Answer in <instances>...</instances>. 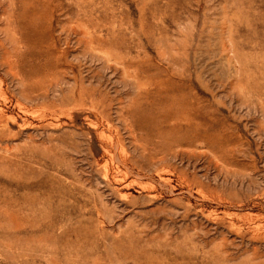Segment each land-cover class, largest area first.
<instances>
[{
  "label": "rangeland",
  "instance_id": "obj_1",
  "mask_svg": "<svg viewBox=\"0 0 264 264\" xmlns=\"http://www.w3.org/2000/svg\"><path fill=\"white\" fill-rule=\"evenodd\" d=\"M0 264H264V0H0Z\"/></svg>",
  "mask_w": 264,
  "mask_h": 264
},
{
  "label": "bare ground",
  "instance_id": "obj_2",
  "mask_svg": "<svg viewBox=\"0 0 264 264\" xmlns=\"http://www.w3.org/2000/svg\"><path fill=\"white\" fill-rule=\"evenodd\" d=\"M155 113V112H154ZM151 118V117H150ZM156 118V117H155ZM165 119V118H164ZM163 120V119H162ZM155 127V126H154ZM153 128V127H152ZM154 129V128H153ZM156 129H157V127H156ZM152 131V130H151ZM160 131V130H159ZM162 131V130H161ZM155 133V132H154ZM152 134V133H151ZM167 134V133H166ZM147 136V135H146ZM116 137V136H115ZM159 137V136H158ZM141 138V137H140ZM152 138V137H151ZM145 139V138H144ZM143 139V140H144ZM147 139V138H146ZM157 139V138H156ZM120 140V139H119ZM178 141V140H177ZM117 142V141H116ZM145 142H146V140H145ZM199 142V141H198ZM174 143V142H173ZM176 143H178V142H176ZM180 143V142H179ZM192 144V143H191ZM179 146H180V144H179ZM143 147V146H142ZM142 147H141V149H142ZM171 147V146H170ZM115 148H117V147H115ZM119 148V147H118ZM167 147H165V150H166V152H167V149H166ZM169 149V148H168ZM171 149V148H170ZM200 149V148H199ZM205 149H206V147H205ZM173 150V149H172ZM144 151V150H143ZM178 151H179V149H178ZM177 151V152H178ZM169 152V151H168ZM158 153V152H157ZM156 156V155H155ZM164 156H165V154H164ZM151 157V156H150ZM153 157V156H152ZM170 157V156H169ZM155 158V157H154ZM165 158V157H164ZM124 159H126V158H124ZM158 159H159V156H158ZM123 161V160H122ZM126 161V160H125ZM124 161V162H125ZM124 162H122L123 164H124ZM158 162V161H157ZM165 162H166V160H165ZM126 163H127V161H126ZM159 163L161 164V166L163 167V165L164 164H162L163 162H162V160H160L159 161ZM153 164H151V166H152ZM126 166V165H125ZM129 166H130V164H129ZM164 166H166V165H164ZM155 167V166H154ZM158 168V167H157ZM164 168V167H163ZM172 168V167H171ZM173 169H174V167H173ZM160 176V175H159ZM118 177V176H117ZM117 177H115V178H117ZM114 178V179H115ZM120 178V177H119ZM161 178V177H160ZM118 181H120L119 179H117ZM116 181V180H115ZM180 183V182H179ZM188 186V185H187Z\"/></svg>",
  "mask_w": 264,
  "mask_h": 264
}]
</instances>
